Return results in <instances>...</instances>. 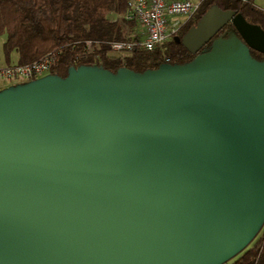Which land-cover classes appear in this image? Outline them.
<instances>
[{
  "label": "water",
  "instance_id": "water-1",
  "mask_svg": "<svg viewBox=\"0 0 264 264\" xmlns=\"http://www.w3.org/2000/svg\"><path fill=\"white\" fill-rule=\"evenodd\" d=\"M174 39L191 60L0 89V264H226L252 243L264 30L211 5Z\"/></svg>",
  "mask_w": 264,
  "mask_h": 264
},
{
  "label": "trees",
  "instance_id": "trees-1",
  "mask_svg": "<svg viewBox=\"0 0 264 264\" xmlns=\"http://www.w3.org/2000/svg\"><path fill=\"white\" fill-rule=\"evenodd\" d=\"M199 2L197 13L174 36L181 38L211 5L240 13L264 30V10L253 0ZM125 10L126 0H0L3 65L31 63L54 53L49 73L65 76L72 65H99L111 71L127 67L142 72L158 67L166 58L170 63H185L194 57L174 36L153 50L141 46L130 51L112 50L111 42L127 39L137 27L135 21L123 18ZM231 27L227 24L218 34ZM251 54L258 60L264 57ZM232 264H264V233Z\"/></svg>",
  "mask_w": 264,
  "mask_h": 264
},
{
  "label": "built area",
  "instance_id": "built-area-1",
  "mask_svg": "<svg viewBox=\"0 0 264 264\" xmlns=\"http://www.w3.org/2000/svg\"><path fill=\"white\" fill-rule=\"evenodd\" d=\"M200 2L192 0H126L123 18L142 26L141 31L133 30L125 40L113 41L114 51H130L136 46L153 50L172 38L182 25L198 11ZM182 15L183 19L174 16ZM56 59L50 53L43 58L26 64L0 65V89L12 84L26 82L49 73ZM164 62H168V59ZM259 233L257 240L262 236ZM256 240V241H257Z\"/></svg>",
  "mask_w": 264,
  "mask_h": 264
},
{
  "label": "rangeland",
  "instance_id": "rangeland-1",
  "mask_svg": "<svg viewBox=\"0 0 264 264\" xmlns=\"http://www.w3.org/2000/svg\"><path fill=\"white\" fill-rule=\"evenodd\" d=\"M193 2H198L199 0H192ZM255 3L256 2H261V4L262 5H264V0H253ZM264 7V6H263ZM174 18H176V19H183L184 17L182 16V15H176V16H174ZM4 40H5V36L4 35H1L0 36V65H3L5 62H4V56H3V48H2V44H3V42H4ZM261 232V231H260ZM259 232V233H260ZM259 233L257 234V236L255 237V239L252 241V243L247 247V248H249V247H251L255 242H256V240H257V238H258V236H259ZM246 248V249H247ZM236 258V257H235ZM235 258H233L232 260H230L228 263H226V264H231L234 260H235Z\"/></svg>",
  "mask_w": 264,
  "mask_h": 264
},
{
  "label": "crops",
  "instance_id": "crops-1",
  "mask_svg": "<svg viewBox=\"0 0 264 264\" xmlns=\"http://www.w3.org/2000/svg\"><path fill=\"white\" fill-rule=\"evenodd\" d=\"M168 1H170V0H168ZM199 1H200V0H199ZM199 1H198V2H199ZM254 3H255V2H254ZM262 4H263V3H262ZM262 4H261V2H260V3H259V2H256V3H255V5H256L257 7H259V8L262 9V10H264V7H263L264 5H262ZM136 28H137L138 31H141L142 26H141L140 24H137V27H136ZM262 230H263V232H262V235H263V233H264V226H263Z\"/></svg>",
  "mask_w": 264,
  "mask_h": 264
},
{
  "label": "flooded vegetation",
  "instance_id": "flooded-vegetation-1",
  "mask_svg": "<svg viewBox=\"0 0 264 264\" xmlns=\"http://www.w3.org/2000/svg\"><path fill=\"white\" fill-rule=\"evenodd\" d=\"M197 13V12H196ZM222 33V32H221ZM220 33V34H221ZM220 34H217V35H220ZM251 52H254L256 55H260V56H263L262 53L258 52V51H255V50H251ZM262 54V55H261ZM261 60H264V57L261 58Z\"/></svg>",
  "mask_w": 264,
  "mask_h": 264
}]
</instances>
